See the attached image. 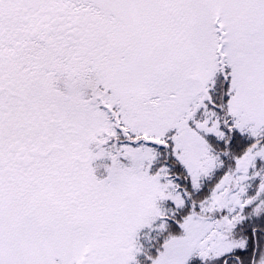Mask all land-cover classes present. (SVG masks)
Wrapping results in <instances>:
<instances>
[{
    "label": "snow or ice",
    "instance_id": "obj_1",
    "mask_svg": "<svg viewBox=\"0 0 264 264\" xmlns=\"http://www.w3.org/2000/svg\"><path fill=\"white\" fill-rule=\"evenodd\" d=\"M0 264H264V0H0Z\"/></svg>",
    "mask_w": 264,
    "mask_h": 264
}]
</instances>
